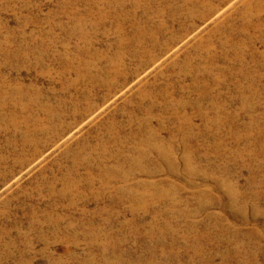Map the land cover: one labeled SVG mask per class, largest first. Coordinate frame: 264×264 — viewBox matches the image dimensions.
Here are the masks:
<instances>
[{
    "label": "rangeland",
    "instance_id": "374dc122",
    "mask_svg": "<svg viewBox=\"0 0 264 264\" xmlns=\"http://www.w3.org/2000/svg\"><path fill=\"white\" fill-rule=\"evenodd\" d=\"M0 264H264V0H0Z\"/></svg>",
    "mask_w": 264,
    "mask_h": 264
},
{
    "label": "bare ground",
    "instance_id": "6f19581e",
    "mask_svg": "<svg viewBox=\"0 0 264 264\" xmlns=\"http://www.w3.org/2000/svg\"><path fill=\"white\" fill-rule=\"evenodd\" d=\"M211 7V6H210Z\"/></svg>",
    "mask_w": 264,
    "mask_h": 264
}]
</instances>
